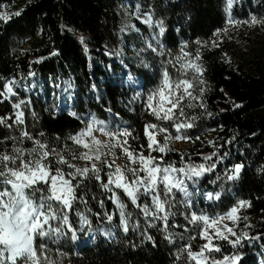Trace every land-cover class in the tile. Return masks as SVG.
Returning a JSON list of instances; mask_svg holds the SVG:
<instances>
[{
    "label": "snow or ice",
    "instance_id": "1",
    "mask_svg": "<svg viewBox=\"0 0 264 264\" xmlns=\"http://www.w3.org/2000/svg\"><path fill=\"white\" fill-rule=\"evenodd\" d=\"M220 4L226 27L215 30L212 47L219 46L218 39L228 34L229 27L264 29V0H257L256 9L250 10L244 19L234 15L235 6L243 8L244 0H220ZM160 5L136 3L134 10L126 13L128 22L120 28L121 34L141 33L140 27L132 22L135 20L150 30L148 39L141 35L140 47L133 45V56L129 58L145 69H153L151 75L155 77L153 87L136 91L135 88L143 86L137 76L128 73V83L134 86L131 102L139 100L146 115L140 131L127 122H119V113H112L109 107L104 111L112 120L91 112L83 116L69 112L82 126L66 137L49 138L42 130L29 129L28 113L34 122H38V115L31 99L21 98L19 90L32 89L15 77L0 76V102L11 106L10 113L0 115V126L8 130L0 138V264H61L63 253L53 252L51 245L59 246L69 235L73 242L77 241L78 233L90 236L92 220L88 213L99 222L100 213L88 206V193L95 186L110 194L111 204L119 214L115 228L125 234L131 228L144 241L155 244L149 230L157 228L164 233L163 239L176 247L174 233L169 229L183 228V232L192 233L189 241L197 237L203 241L195 248L190 242L176 247L177 264H241L245 243L264 240L260 234L250 236L245 230L252 227L249 217L241 215L242 210L251 207L248 199L236 198L215 214L198 210L201 200L209 202L210 207L218 206L240 179L244 164L229 162L231 153L223 150L224 144H231L235 136L223 143L208 140L212 151L196 153L198 160L185 154H180L179 160L168 158L174 151L172 144L192 140L189 130L196 127L201 116L212 118L213 113L206 104L208 87L201 51L208 42L196 40L195 49L187 41L181 42L175 51L167 47L164 41L168 32L163 17L167 9L162 7L163 0ZM6 7L0 4V8ZM21 15L22 10L0 11V25L7 27ZM126 39L122 36L121 42ZM80 41L85 43V38L80 37ZM84 51L88 52L87 47ZM147 54L152 55L153 62L160 58L158 71L146 60ZM57 55L55 49L49 53V56ZM44 59L39 57L30 64H39ZM122 63L125 68L131 67L126 59L122 58ZM139 75L148 78L147 72ZM35 76L30 69L27 77ZM72 87L71 80L64 81L66 99L71 98ZM92 88L95 90L97 86L93 84ZM232 107L241 105L233 102ZM197 109L199 115L189 114ZM258 171L264 173V165ZM205 179L214 187H202ZM128 204L138 213L129 211ZM99 205L104 208L103 199ZM73 211L78 227L70 215ZM133 215H142L143 230L141 220L132 222ZM103 218L111 223L114 214L105 211ZM180 218L185 222L183 225ZM102 232L109 238L112 235L111 229ZM225 242L232 251H225ZM131 246L135 248V244Z\"/></svg>",
    "mask_w": 264,
    "mask_h": 264
},
{
    "label": "trees",
    "instance_id": "2",
    "mask_svg": "<svg viewBox=\"0 0 264 264\" xmlns=\"http://www.w3.org/2000/svg\"><path fill=\"white\" fill-rule=\"evenodd\" d=\"M138 2L161 6L160 0H0V4L7 5L0 11L22 10V15L14 18L7 27L0 25V76L15 77L32 89L30 92L23 88L19 90L21 98L31 99L38 115V122H34L28 113L30 130H42L49 138L57 135L63 138L82 126L80 120L69 112H76L78 116L91 112L106 119L110 115L104 109L110 107L112 113H119V122H127L140 131L146 115L141 111L139 100L131 102L134 86L128 83V73L131 71L133 76H137L143 86L142 89L135 88L136 91H147L153 87L155 77L151 75L153 69H145L129 58L133 56V45L140 47L143 44L141 35L148 39L150 30L133 20L141 33H120L121 26L129 19L127 11L134 10ZM256 5L257 0H244L243 8L235 6L234 15L247 17ZM162 7L167 9L163 12L168 32L164 41L167 47L175 51L181 42L187 41L189 47L195 49L196 40L208 42L201 51L208 87L206 104L208 111L213 113L212 118L204 115L196 121V127L189 130L192 140L174 142V151L168 154V158L179 160L180 154H185L198 160L196 153L212 151L208 140L223 143L235 136L231 144H224L223 150L231 153L229 162L244 164L240 179L218 206L210 207L209 202L201 200L198 210L215 214L225 210L224 206L236 198L248 199L251 207L242 210L241 215L249 217L248 223L252 227L245 230L250 236L260 234L264 237V173L258 171L264 165V33L249 48L240 46L235 50L226 36L218 39V47H212L215 30L226 27L220 0H163ZM122 36L127 37L123 43ZM80 37L85 38V43H81ZM54 49L59 55L49 56ZM39 57L46 59L39 64H30ZM122 58L128 60L130 68L124 67ZM146 60L153 63L158 71L159 57L153 62L152 55L147 54ZM30 69L36 73L34 78L27 77ZM145 72L148 73L147 79L139 75ZM67 80L73 84L69 90L72 94L70 99H66L63 91ZM57 84L59 88L55 87ZM93 84L97 86L95 90ZM233 102L241 107H232ZM132 108L135 111H131ZM10 112V103L0 102V115ZM193 112L200 114L198 109L189 114ZM6 134L8 130L0 126V138ZM179 142L184 143L183 148L178 147ZM204 186L214 187L207 179ZM109 195L98 186L88 193V206L93 212L100 213L99 222L96 216L88 213L92 220L90 236L78 233L77 241L73 242L69 235L59 242V246L51 245L53 252L63 253L61 264H177L176 247L190 242L195 248L203 243L198 237L189 241L192 233L183 232V228L169 229L174 233L176 247L165 241L164 233L157 228L149 230L155 244L144 241L131 228L125 234L115 228L119 214ZM101 199L104 200V208L99 205ZM77 207L81 206L77 203ZM127 209L138 213L130 204ZM105 211L114 214L113 222L103 218ZM70 215L78 227L75 212ZM131 219L132 222L141 220L140 229L145 228L142 215H133ZM179 222L185 223L182 218ZM243 223H240V228H243ZM104 229L112 230L110 238L103 235ZM182 232L183 240L180 239ZM223 247L225 251H232L226 242ZM241 251V264H264V240L246 242Z\"/></svg>",
    "mask_w": 264,
    "mask_h": 264
},
{
    "label": "rangeland",
    "instance_id": "3",
    "mask_svg": "<svg viewBox=\"0 0 264 264\" xmlns=\"http://www.w3.org/2000/svg\"><path fill=\"white\" fill-rule=\"evenodd\" d=\"M239 19L246 18L245 16H236ZM264 33V29L261 28H248V27H229V32L226 35L227 40L231 43L232 47L237 50L238 47H247L249 48L254 43L258 42V39ZM237 52V51H236ZM231 53H235L234 50H231ZM112 116H107L106 120H112ZM184 143L179 142L178 147L183 148Z\"/></svg>",
    "mask_w": 264,
    "mask_h": 264
}]
</instances>
